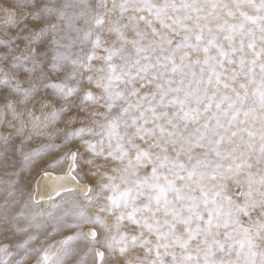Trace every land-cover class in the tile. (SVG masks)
I'll return each instance as SVG.
<instances>
[{
    "label": "rangeland",
    "instance_id": "obj_1",
    "mask_svg": "<svg viewBox=\"0 0 264 264\" xmlns=\"http://www.w3.org/2000/svg\"><path fill=\"white\" fill-rule=\"evenodd\" d=\"M99 249L264 264V0H0V264Z\"/></svg>",
    "mask_w": 264,
    "mask_h": 264
},
{
    "label": "bare ground",
    "instance_id": "obj_2",
    "mask_svg": "<svg viewBox=\"0 0 264 264\" xmlns=\"http://www.w3.org/2000/svg\"><path fill=\"white\" fill-rule=\"evenodd\" d=\"M69 164L63 172L46 170L41 172L35 180L34 197L38 201L54 198L67 191L87 192L89 185L81 181L75 174V153L70 157ZM91 235L96 234L93 228L88 229ZM99 263H102L103 251L98 250Z\"/></svg>",
    "mask_w": 264,
    "mask_h": 264
}]
</instances>
